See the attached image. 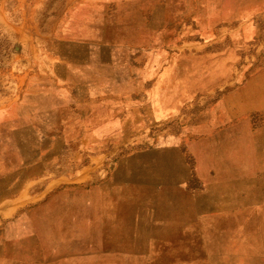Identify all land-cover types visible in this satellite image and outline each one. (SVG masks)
Masks as SVG:
<instances>
[{"label": "rangeland", "instance_id": "1", "mask_svg": "<svg viewBox=\"0 0 264 264\" xmlns=\"http://www.w3.org/2000/svg\"><path fill=\"white\" fill-rule=\"evenodd\" d=\"M0 264H264V0H0Z\"/></svg>", "mask_w": 264, "mask_h": 264}, {"label": "crops", "instance_id": "2", "mask_svg": "<svg viewBox=\"0 0 264 264\" xmlns=\"http://www.w3.org/2000/svg\"><path fill=\"white\" fill-rule=\"evenodd\" d=\"M86 24V23H85ZM88 26V25H87ZM86 26L84 25L83 27H82V25H78V28H77V34H83V33H85L86 31ZM72 45H76V46H78L77 44H72ZM79 45H82V44H79ZM85 48H86V44H84L83 45ZM108 47V46H107ZM107 47H106V49H107ZM108 48H110V49H112L111 47H108ZM70 61V60H69ZM68 61V62H69ZM72 62V61H71ZM70 63V62H69ZM64 81L63 79H61V76H59V77H57V76H54V78H53V82H54V84L58 87L59 85H61V83ZM46 96L47 95H50V96H52V97H54L55 99H60L61 97H60V89H58V93H44ZM62 94V93H61ZM162 112V110L161 111H159V113H157L158 114V116H162L161 113Z\"/></svg>", "mask_w": 264, "mask_h": 264}]
</instances>
